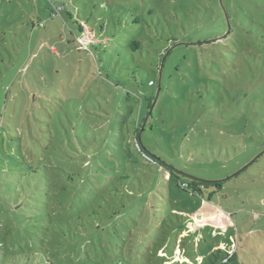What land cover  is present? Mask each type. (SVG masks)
I'll list each match as a JSON object with an SVG mask.
<instances>
[{
  "label": "rangeland",
  "instance_id": "374dc122",
  "mask_svg": "<svg viewBox=\"0 0 264 264\" xmlns=\"http://www.w3.org/2000/svg\"><path fill=\"white\" fill-rule=\"evenodd\" d=\"M218 251L264 264V0H0V264Z\"/></svg>",
  "mask_w": 264,
  "mask_h": 264
},
{
  "label": "trees",
  "instance_id": "16d2710c",
  "mask_svg": "<svg viewBox=\"0 0 264 264\" xmlns=\"http://www.w3.org/2000/svg\"><path fill=\"white\" fill-rule=\"evenodd\" d=\"M60 10V9H58ZM81 30L84 31L85 33H89L90 32V29L86 28L85 26H82L81 27ZM231 32L228 33V35L226 37L229 36ZM217 41V40H215ZM173 175H174V172H171ZM222 182L223 181H220V180H217V181H206V180H200V179H197V178H193L192 179V183L191 185H193L195 187V185H205V186H220L222 185ZM194 191H196V189L194 188ZM235 263V260L231 257H228V258H222L221 257V254H220V251H218L217 253L215 254H212L208 259H207V262L205 264H234Z\"/></svg>",
  "mask_w": 264,
  "mask_h": 264
},
{
  "label": "water",
  "instance_id": "95a60500",
  "mask_svg": "<svg viewBox=\"0 0 264 264\" xmlns=\"http://www.w3.org/2000/svg\"><path fill=\"white\" fill-rule=\"evenodd\" d=\"M227 22H228V26H229V31L226 33V35L224 37H226L228 35V33L230 32V23H229V18L228 17H227ZM224 37H222V38H224ZM222 38H218L216 40L218 41V40H221Z\"/></svg>",
  "mask_w": 264,
  "mask_h": 264
}]
</instances>
